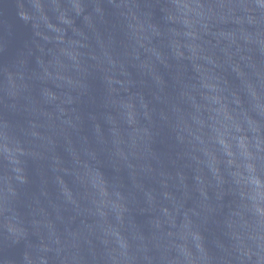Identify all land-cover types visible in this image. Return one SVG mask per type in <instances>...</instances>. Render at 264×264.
Returning <instances> with one entry per match:
<instances>
[{"label":"water","instance_id":"1","mask_svg":"<svg viewBox=\"0 0 264 264\" xmlns=\"http://www.w3.org/2000/svg\"><path fill=\"white\" fill-rule=\"evenodd\" d=\"M0 264H264V0H0Z\"/></svg>","mask_w":264,"mask_h":264}]
</instances>
